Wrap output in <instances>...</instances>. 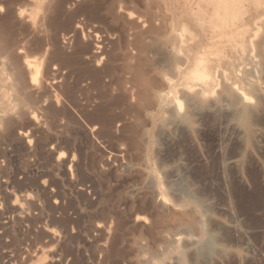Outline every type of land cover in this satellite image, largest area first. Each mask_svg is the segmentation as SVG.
I'll return each instance as SVG.
<instances>
[{
  "label": "rangeland",
  "instance_id": "obj_1",
  "mask_svg": "<svg viewBox=\"0 0 264 264\" xmlns=\"http://www.w3.org/2000/svg\"><path fill=\"white\" fill-rule=\"evenodd\" d=\"M46 3L0 0V264H264V28L206 94L199 0Z\"/></svg>",
  "mask_w": 264,
  "mask_h": 264
},
{
  "label": "bare ground",
  "instance_id": "obj_2",
  "mask_svg": "<svg viewBox=\"0 0 264 264\" xmlns=\"http://www.w3.org/2000/svg\"><path fill=\"white\" fill-rule=\"evenodd\" d=\"M199 2L202 8L207 10L208 13L210 12L209 13L210 17L207 16L206 20H208V23L212 26V29L215 30L214 28H218L219 32L214 33V31H211L210 36L207 37L208 42L207 43L205 42V46L203 48V51L206 50L207 55H204L198 58L194 57L196 52L198 51L200 52L202 51V49L200 50L191 49V52L193 54L192 59L186 61L187 64L185 68H182L181 66L177 67V73L179 74L181 81L184 82L183 84L179 83L178 85L184 86L186 84L185 86L187 88L188 87L190 88L193 84L200 85L201 92L207 94L211 92L212 90L211 89L212 79L210 78V74L212 71V68H211L212 59L209 58L210 59L209 61L210 64H209L208 56H210V52L213 50V48L217 46L216 41L218 40L225 41L228 39L229 33H232L233 39L231 38L232 40H230L232 58H239V56H241L243 52H246L255 43V39L258 38L260 31L262 30V28H264V0H199ZM239 2L241 3V5H240L238 12L235 15L234 14L235 13L234 10L236 9L235 5L238 4ZM45 4H48V3H45ZM228 7L231 9H229ZM222 9L228 10L230 15H228L227 17H223L222 15L218 14L221 12ZM185 28H184V31L186 30ZM237 31H239V33H242V34H240V36L235 35L238 33ZM179 36L181 37V40L179 41L177 40V41L179 42V44L181 43V46H183V44H185V39L183 37L184 35L179 34ZM185 36H186L185 38L187 39L188 36L187 35ZM179 48L181 51L182 48L181 47ZM180 51L178 52L180 53ZM3 52L5 53L6 51H3ZM2 55L3 54H1V56ZM36 64L34 63V65ZM35 67H38V66H35ZM26 68H28V70L30 71L31 69H33L30 67V64H28V66L26 65ZM34 77H37V76L34 75ZM36 79L38 80V78ZM36 79L35 81H37Z\"/></svg>",
  "mask_w": 264,
  "mask_h": 264
},
{
  "label": "snow or ice",
  "instance_id": "obj_3",
  "mask_svg": "<svg viewBox=\"0 0 264 264\" xmlns=\"http://www.w3.org/2000/svg\"><path fill=\"white\" fill-rule=\"evenodd\" d=\"M46 3V0H40V4L41 6H44V4ZM5 9L3 7H0V12H3Z\"/></svg>",
  "mask_w": 264,
  "mask_h": 264
},
{
  "label": "built area",
  "instance_id": "obj_4",
  "mask_svg": "<svg viewBox=\"0 0 264 264\" xmlns=\"http://www.w3.org/2000/svg\"><path fill=\"white\" fill-rule=\"evenodd\" d=\"M3 149L6 150V151H11L10 147L7 146V145H4Z\"/></svg>",
  "mask_w": 264,
  "mask_h": 264
}]
</instances>
